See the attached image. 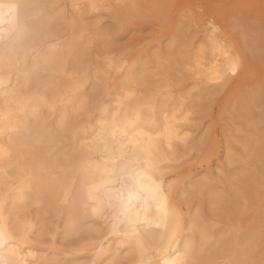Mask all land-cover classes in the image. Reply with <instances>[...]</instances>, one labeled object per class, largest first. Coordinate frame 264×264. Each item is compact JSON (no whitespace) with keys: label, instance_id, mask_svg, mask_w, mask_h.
<instances>
[{"label":"bare ground","instance_id":"1","mask_svg":"<svg viewBox=\"0 0 264 264\" xmlns=\"http://www.w3.org/2000/svg\"><path fill=\"white\" fill-rule=\"evenodd\" d=\"M47 1L0 0V264H264V134H251L223 188L207 174L190 185L165 176L197 146L188 124L201 98L245 85L252 66L235 42L206 24L189 49L177 44L182 28L155 72L141 62L142 40L117 45L94 30L82 0H55L58 10ZM83 1L90 12L100 3ZM104 1L120 24L121 8L135 2ZM101 55L106 68L91 62ZM189 75L186 102L173 86ZM245 97L264 120V78ZM245 97L235 98L241 110ZM211 151L208 143L196 153ZM190 191L207 197L210 216L197 208L185 231L180 202ZM47 241L78 254L48 256L38 249Z\"/></svg>","mask_w":264,"mask_h":264},{"label":"rangeland","instance_id":"2","mask_svg":"<svg viewBox=\"0 0 264 264\" xmlns=\"http://www.w3.org/2000/svg\"><path fill=\"white\" fill-rule=\"evenodd\" d=\"M108 1L112 5L118 2V0ZM83 2L82 0L80 5L83 4L82 7L88 12L86 15L93 29L104 31V35L110 38H116L118 40L117 45L129 44L134 40H142L138 46L139 48L143 47L144 58L141 62L145 61V65L151 67V71H161L162 68H157L156 66L158 62L164 63V66L168 65L166 55L169 53L166 52V49L175 47L174 39L171 38L172 33L178 34L184 30L183 34L180 33L179 37L181 40L177 44L193 49L192 47L197 44L200 38L204 39L203 37L207 33L205 25L215 24L220 26L227 36L235 42V47L252 66L246 79L245 87L243 86L239 93L228 94L223 89L217 94L202 97L201 99L205 102L204 108L194 114L197 117L196 122L188 124L190 127V139L198 147L208 143L211 144L212 151L209 154L210 156L207 158L206 155L205 158L199 159L200 155L196 153L198 148L196 146L187 154L181 156L179 164L169 169L165 174V176L179 175V179L182 180L181 184L185 183L186 185H190L191 183L189 182H194L207 174L212 181L214 180L213 184L219 189L226 186L230 178H234L231 175L234 167L237 168L239 166L238 159L244 155L248 142L255 134L254 132L257 131L264 134V120L261 118L263 108L261 106H256V108L250 105L251 101L245 97L252 90L262 89L263 85L264 0H135V2L130 1L129 4H124L123 8H121L123 11L122 24L119 22L118 15L115 16L114 12L106 10L104 0H100L96 7L97 10L94 12L88 11L90 6L88 3ZM59 5L60 1L48 0L43 4V7H51V9L58 10ZM127 15L128 18L126 17ZM241 28L247 31V36L245 37L247 41L244 40L240 33ZM91 48L97 49L95 45L94 47L91 46ZM155 51L156 54L154 53ZM157 54L160 55L159 59H157ZM163 55H165V58ZM208 57L212 60L214 59L213 54ZM91 62L100 68H106L103 55L91 57ZM241 66L242 64L238 67V73ZM110 74L117 76L112 71ZM236 75L233 74V76ZM157 77H161L158 96L168 99L165 77L164 75H157ZM192 81L193 77L189 75L182 82H177V85H174L175 87L173 86V90L186 96V102L192 99L191 96H187ZM240 95L245 97L243 104L246 108L243 110L235 102V98ZM240 110L245 112L240 114ZM232 156L236 159L234 160ZM222 180L226 185L223 184ZM206 198V196H202L197 191H190L187 193V197L180 202L185 214V231H189L193 222L192 219L198 212L197 208L199 210L202 208V212L210 216ZM31 207L32 209L34 208V206ZM56 222L61 225L57 234V240L60 242L63 241L64 227L62 226V219L57 220L55 218L52 223L53 228ZM45 237L48 238L49 236L46 235ZM48 243L49 241L42 243L40 244L42 248H38L40 252L48 256L63 258L66 253L68 256L78 254L75 251L77 248H63V250L62 248H53ZM169 255L174 258L175 251L171 249Z\"/></svg>","mask_w":264,"mask_h":264}]
</instances>
